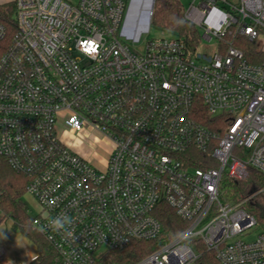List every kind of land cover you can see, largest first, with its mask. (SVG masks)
Listing matches in <instances>:
<instances>
[{
    "label": "built area",
    "instance_id": "1",
    "mask_svg": "<svg viewBox=\"0 0 264 264\" xmlns=\"http://www.w3.org/2000/svg\"><path fill=\"white\" fill-rule=\"evenodd\" d=\"M15 3L17 31L0 55V155L29 177L41 208L33 225L62 264H100L106 251L161 238L167 206L186 227L134 264H197L193 239L219 264H264V231L243 237L258 224L254 195L221 196L226 176L264 172V0H194L184 16L201 31L195 50L180 36L136 49L156 0ZM5 31L0 23V40ZM238 36L258 41L262 63L247 60ZM213 41V54L199 52ZM205 111L226 125L210 128ZM65 132L101 133L105 166ZM191 149L217 166H193ZM64 215L70 226L49 227Z\"/></svg>",
    "mask_w": 264,
    "mask_h": 264
},
{
    "label": "trees",
    "instance_id": "2",
    "mask_svg": "<svg viewBox=\"0 0 264 264\" xmlns=\"http://www.w3.org/2000/svg\"><path fill=\"white\" fill-rule=\"evenodd\" d=\"M15 13V0L0 3V23L6 30L4 38L0 40V55L12 43L16 34ZM152 22L176 32L184 39L186 46L192 50H195L201 42V31L193 22L185 18L184 7L180 0H156ZM235 44L244 51L249 62L262 63L263 54L257 40L238 36ZM198 118L214 130L226 125V120L209 116L206 111L201 113ZM189 156L190 163L195 167L217 166L210 153L191 149ZM248 171V177L242 180L226 176L224 183L227 190L221 196L223 201L238 202L253 194L248 206L264 229V196L257 193L264 186V172L253 167H250ZM28 183L29 177L17 172L8 160L0 155V226L5 220L11 219L14 226L20 227L24 234L32 238L37 247V257L31 261L33 264H62L57 258V252L52 244L33 227V218L29 215L25 203ZM160 217L164 225L161 238L151 241H133L124 249L106 251L100 258V264H134L156 249L162 239L174 237L186 227V222L181 220L168 206L160 213ZM191 243L200 253L196 261L197 264H219L215 253L208 250L202 241L193 239Z\"/></svg>",
    "mask_w": 264,
    "mask_h": 264
},
{
    "label": "rangeland",
    "instance_id": "3",
    "mask_svg": "<svg viewBox=\"0 0 264 264\" xmlns=\"http://www.w3.org/2000/svg\"><path fill=\"white\" fill-rule=\"evenodd\" d=\"M14 0H0V3L11 2ZM71 3H77L79 0H67ZM184 10L189 8L194 0H180ZM178 34L174 31L167 30L152 22L149 32H144L141 37V41L135 43L137 50L144 49L148 40L161 37H175ZM216 51V42L202 43L199 47L201 54H213ZM65 141H69L72 146L76 148L86 158L93 161V163L103 168L108 158V153L111 148V144L107 143L104 136L98 132H80V133H67L63 134ZM227 190L224 181L221 183V193H225ZM25 203L27 205V211L29 215L34 219L40 213V205L36 198L30 194L25 195ZM34 227V225H33ZM35 228V227H34ZM264 229L258 222L257 226L250 230L248 234L243 237L245 240H251L263 232ZM0 264H33L32 260H27L30 253L37 252V247L31 237L24 234L22 229L18 226H14V222L11 219L5 220L0 226ZM7 260V261H5Z\"/></svg>",
    "mask_w": 264,
    "mask_h": 264
},
{
    "label": "clouds",
    "instance_id": "4",
    "mask_svg": "<svg viewBox=\"0 0 264 264\" xmlns=\"http://www.w3.org/2000/svg\"><path fill=\"white\" fill-rule=\"evenodd\" d=\"M70 225H71V218L66 215L52 219L49 222V227L55 231L64 230L66 226H70ZM68 235H72V233L69 232Z\"/></svg>",
    "mask_w": 264,
    "mask_h": 264
},
{
    "label": "crops",
    "instance_id": "5",
    "mask_svg": "<svg viewBox=\"0 0 264 264\" xmlns=\"http://www.w3.org/2000/svg\"><path fill=\"white\" fill-rule=\"evenodd\" d=\"M105 139V141L107 142V143H110V141L108 140V139H106V138H104ZM1 235V234H0ZM37 255V252H35V253H30V255H29V257L27 258V260H33V258H34V256H36ZM5 261H7V260H5Z\"/></svg>",
    "mask_w": 264,
    "mask_h": 264
}]
</instances>
